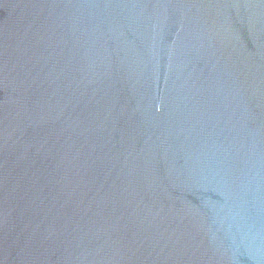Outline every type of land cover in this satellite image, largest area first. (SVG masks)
I'll list each match as a JSON object with an SVG mask.
<instances>
[{
  "label": "water",
  "instance_id": "1",
  "mask_svg": "<svg viewBox=\"0 0 264 264\" xmlns=\"http://www.w3.org/2000/svg\"><path fill=\"white\" fill-rule=\"evenodd\" d=\"M0 264H264V0H0Z\"/></svg>",
  "mask_w": 264,
  "mask_h": 264
}]
</instances>
